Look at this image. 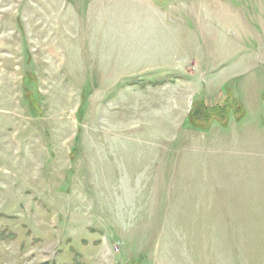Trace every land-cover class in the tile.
Masks as SVG:
<instances>
[{"label":"rangeland","instance_id":"obj_1","mask_svg":"<svg viewBox=\"0 0 264 264\" xmlns=\"http://www.w3.org/2000/svg\"><path fill=\"white\" fill-rule=\"evenodd\" d=\"M0 264H264V0H0Z\"/></svg>","mask_w":264,"mask_h":264},{"label":"trees","instance_id":"obj_2","mask_svg":"<svg viewBox=\"0 0 264 264\" xmlns=\"http://www.w3.org/2000/svg\"><path fill=\"white\" fill-rule=\"evenodd\" d=\"M226 86H227V85L224 86V89H223V90L226 89ZM231 95H233V93H232ZM229 96H230V94L227 95V99H228ZM237 100H238V102H239V99H238V98H237ZM234 103L236 104L237 101L234 100ZM200 105H201V107L198 109V111H199V114H200L201 116H204V115H205V111L209 112V110H207V108H210V109L214 110L213 113H216L217 111H219V110L225 108V106H221V104H216V106L211 107L209 104H207V103L204 102L203 100H201ZM242 107H243V106H242ZM213 113L211 112V114H213Z\"/></svg>","mask_w":264,"mask_h":264},{"label":"crops","instance_id":"obj_3","mask_svg":"<svg viewBox=\"0 0 264 264\" xmlns=\"http://www.w3.org/2000/svg\"><path fill=\"white\" fill-rule=\"evenodd\" d=\"M237 74H234L233 76H236Z\"/></svg>","mask_w":264,"mask_h":264}]
</instances>
